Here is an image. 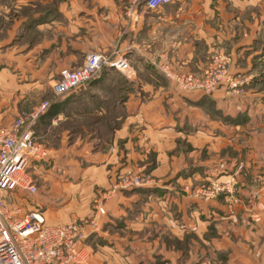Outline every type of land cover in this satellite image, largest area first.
Listing matches in <instances>:
<instances>
[{
	"label": "crops",
	"instance_id": "obj_1",
	"mask_svg": "<svg viewBox=\"0 0 264 264\" xmlns=\"http://www.w3.org/2000/svg\"><path fill=\"white\" fill-rule=\"evenodd\" d=\"M261 1L172 0L150 10L142 1L130 8L127 0H0V128L50 101L34 125L48 154L28 172L41 185L29 197L14 193L23 209L62 224L102 206L87 264H264V232L253 235L236 224L243 215H263L256 210L264 191L250 184L264 176V102H236L226 85L211 95L182 92L162 73L165 66L199 74L223 49L230 74L248 85L264 57ZM111 50L128 59L131 80L105 69L53 97L60 69L79 67L86 53ZM178 141L191 149L173 152ZM227 146L233 152L220 156ZM129 170L147 173L151 182L108 195L116 176ZM201 180L228 186L201 200L190 191ZM188 233L185 255L159 243Z\"/></svg>",
	"mask_w": 264,
	"mask_h": 264
},
{
	"label": "built area",
	"instance_id": "obj_2",
	"mask_svg": "<svg viewBox=\"0 0 264 264\" xmlns=\"http://www.w3.org/2000/svg\"><path fill=\"white\" fill-rule=\"evenodd\" d=\"M143 0H127L133 8ZM172 0H146L145 5L155 10ZM230 56L223 49L215 51L199 74L177 73L164 66V77L182 92L200 90L210 94L220 85L238 87L244 78L233 77L229 72ZM114 69L131 80L134 70L128 59L116 50L103 53H86L82 64L73 69L62 68L51 83L54 98L68 94L93 79L101 69ZM242 80V82H241ZM50 106L45 100L20 113L13 122L0 128V264H87L90 252L86 241L99 230L97 215L105 211L98 203L95 213L87 219L71 220L62 224L45 221L40 210H27L10 198L15 192L37 193L38 187L28 173L33 162L44 161L48 148L38 141L34 125ZM151 182L143 171H126L116 176L107 194L120 190L141 188ZM210 186L201 185L195 190L204 200L214 198L227 189L214 180ZM90 228L89 231L86 229Z\"/></svg>",
	"mask_w": 264,
	"mask_h": 264
},
{
	"label": "rangeland",
	"instance_id": "obj_3",
	"mask_svg": "<svg viewBox=\"0 0 264 264\" xmlns=\"http://www.w3.org/2000/svg\"><path fill=\"white\" fill-rule=\"evenodd\" d=\"M262 2H264V0L263 1H261V2H259L258 4V11H257V16H258V23H259V38H261L262 40V44H263V55H264V3H262ZM210 59V58H209ZM206 65V64H205ZM102 70V69H101ZM264 71V57L261 59V60H259L258 61V67H257V75H261V73ZM98 73H100V72H98ZM98 73H97V75H98ZM96 75V76H97ZM256 75V76H257ZM95 76V77H96ZM254 77L255 76H253L252 77V79H251V81L249 82V84L247 85L246 83H244L243 82V84H242V87H245V88H250V87H252V89L250 90V91H245V92H241L242 90L241 89H239L240 88V86H238V87H228L227 85V87H228V89H227V91H225L226 93H228V95H235L236 97L234 98V101H236V102H239V100H244V99H257V97H258V99L259 100H261V101H263L264 102V84H262V83H260V84H254L253 86H249L250 85V83L252 84V80L254 79ZM120 78L122 79V76H120ZM119 78V79H120ZM118 81H120V80H118ZM123 81V80H122ZM90 82V81H89ZM241 82H242V80H241ZM221 86V85H220ZM218 88V87H217ZM216 88V89H217ZM216 89H214V91H216ZM214 91L212 92V93H214ZM212 93H210L209 95H211ZM240 97H241V99H240ZM252 101H254V100H252ZM72 127H73V125H72ZM44 143H45V141H43ZM53 142V141H52ZM43 143V144H44ZM45 145V144H44ZM179 147H183L186 151H189V149H191V145L190 144H187L186 142H182V141H178L177 142V145H176V147H175V149L173 150V152H176V151H178V149H179ZM233 152L232 151V148L231 147H229V146H227V147H225V148H223L222 150H220V156H222V152ZM200 157H203L202 155H200ZM242 162H240V164H239V167H238V169L240 170V173L242 174V175H244L243 173H242V171H243V167H242ZM28 172H29V170H28ZM160 175H158L157 176V182L159 181V180H161L160 178ZM261 178H258V179H255V178H253V179H251V184H250V186L251 187H253L255 190L257 189L258 191H260V192H262V191H264V176H260ZM152 179V178H151ZM37 182V185L39 186V185H41V183H40V179H38V180H36ZM162 181V180H161ZM211 183L212 182H209L208 183V180H201V181H198L197 183H195L194 184V186L193 187H191V189H190V191L192 192V195L195 197V198H198V199H201V200H204L201 196H197L196 194H195V190L199 187V186H201V185H208V186H210L211 185ZM217 183H219V182H217ZM219 184H223L224 186H228V184H227V182H225V184L224 183H219ZM229 185H231V183L229 184ZM189 191V192H190ZM191 192H190V194H191ZM259 192V193H260ZM221 193V192H220ZM219 193V194H220ZM218 194V195H219ZM217 195V196H218ZM263 195V194H262ZM25 196H30V194H28V193H24V197ZM217 196H215L214 198H210V199H215ZM256 196V195H255ZM11 198V200L12 201H16L17 200V203L18 204H20L21 205V207H22V200H20V199H16L15 198V196H14V194L13 195H11L10 196ZM228 197H230V196H228ZM21 199H23V197L21 198ZM210 199H208V200H210ZM252 202H254L253 201V199H250ZM256 204H257V202H256ZM231 206L229 207V208H232L234 205H235V202H234V204H230ZM259 206V207H258ZM258 206H256V209H257V207H258V210H256V211H261V213L263 212V215H264V201H262V202H260L259 201V205ZM242 212H244V213H251L250 212V210L248 211L247 209H244V208H242V210H241ZM263 215H261V214H257V213H254V214H252L251 216H250V218H249V216H246V215H243V218H240L241 220L238 222H236V224L237 223H239V224H241V226H246V231H248V232H251L253 235H255V233L256 232H258V233H263L264 232V219H262V216ZM261 217V218H260ZM237 226V225H236ZM258 226H261V228H258ZM247 227H248V229H247ZM238 230H239V228H238V226H237V228H236V231L238 232ZM190 235V236H189ZM238 235V234H237ZM252 235V236H253ZM256 236H257V234H256ZM190 237H192V235H191V233H188V235H184L183 236V238H181V239H178V238H176V237H168V238H164L163 236L161 237V239H159V243L160 244H162V245H166V244H169V246L170 247H173L174 249H176V253H179V254H181V255H185L186 254V250H185V248H186V246H185V244H189V242H190ZM170 238V239H169ZM239 238H241L240 236H239ZM193 240H194V242H197V240H199V238H198V236L197 235H195L194 234V236H193ZM256 240V239H255ZM255 240H254V242H255ZM189 241V242H188ZM187 242V243H186ZM237 242H240V240H237ZM243 242V241H242ZM250 242V241H249ZM261 242V241H260ZM259 242V243H260ZM262 242H263V240H262ZM258 243V242H257ZM247 244V243H246ZM172 248V249H173ZM176 253H175V255H176ZM174 255V256H175Z\"/></svg>",
	"mask_w": 264,
	"mask_h": 264
},
{
	"label": "trees",
	"instance_id": "obj_4",
	"mask_svg": "<svg viewBox=\"0 0 264 264\" xmlns=\"http://www.w3.org/2000/svg\"><path fill=\"white\" fill-rule=\"evenodd\" d=\"M142 3L143 4H145L146 3V0H143L142 1ZM105 69H107V68H103L101 71H99L100 73L101 72H103ZM95 78V77H94ZM93 78V79H94ZM92 80V79H91ZM89 83V82H88ZM260 84V83H262V84H264V71L261 73V75H257V76H255L254 77V79L252 80V84L250 83V86H253L254 84ZM135 189H137V188H135ZM135 189H131V190H125V191H133V190H135ZM95 236V234L94 235H91L88 239H87V241H86V246H87V244H88V242H89V240L92 238V237H94ZM96 237V236H95ZM99 242H100V240H99Z\"/></svg>",
	"mask_w": 264,
	"mask_h": 264
}]
</instances>
